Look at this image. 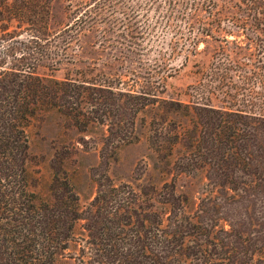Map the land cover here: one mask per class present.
<instances>
[{"label": "trees", "instance_id": "trees-1", "mask_svg": "<svg viewBox=\"0 0 264 264\" xmlns=\"http://www.w3.org/2000/svg\"><path fill=\"white\" fill-rule=\"evenodd\" d=\"M126 1L69 2L70 20L55 28L52 0H0V264H55L79 218L85 219L89 264H264V242L253 232L235 223L227 227L223 218L203 222L183 215L174 210L173 196L159 199L172 205L165 223L143 203L148 192L129 183L101 182L82 214L63 166L69 150L54 153L60 165L53 161V198L30 189L24 128L29 115L56 109L81 130L106 124L104 150L113 156L122 142L139 138L138 113L151 105L159 111L148 139L159 155L168 151L161 157L183 142L189 159L179 161V170L205 168L213 183L249 202L264 197V39L231 47L232 40L221 38L235 30L264 34V0H165L152 27L140 23L144 6L128 10ZM88 34L94 49L113 58L104 62L108 71L92 72L101 56L81 57V38ZM201 34L225 42L214 52L209 73L218 82L187 102L162 97L164 79L177 69L171 61L178 51H196ZM44 59L80 60L86 68L75 77L44 75L36 70ZM182 107L187 120H159L160 112L174 115Z\"/></svg>", "mask_w": 264, "mask_h": 264}, {"label": "rangeland", "instance_id": "rangeland-1", "mask_svg": "<svg viewBox=\"0 0 264 264\" xmlns=\"http://www.w3.org/2000/svg\"><path fill=\"white\" fill-rule=\"evenodd\" d=\"M160 1L127 0L126 7L130 10L133 4L141 3L144 9L140 23L146 27H152L160 11L157 7L163 11L167 7L165 0L159 3ZM69 2L75 4L78 0H52V21L55 28L62 27L70 20ZM158 3L159 6H157ZM115 14L118 15L119 12L116 11ZM216 36L217 34L214 36L201 34L196 51L177 52L171 61L177 69L164 79V87L162 91H159L162 97L187 102L193 99L197 90L199 92L218 82L213 80L209 73L213 65L214 52L225 42ZM170 37L168 32L164 34L165 40ZM225 37L232 40L229 43L232 47L237 44L244 45L252 39L260 42L264 39V34L235 30L221 33V38ZM93 38L92 34L82 36L81 42L84 48L80 50L81 57L88 60L92 56H101L96 63L97 68L92 72L95 74L101 73L103 70L108 71V66L104 62L112 63L113 58L111 59L110 54H107L106 51H98L97 47L94 49L90 45ZM186 53H189L187 58L185 57ZM130 54H132L133 60H138L137 53L130 51ZM74 61L64 59L52 64L50 59H44L38 64L36 70L41 74L59 78L79 76L80 71L86 67L80 60ZM114 63L117 64V62ZM127 63L130 65V60ZM124 78L128 79V76H124ZM215 101L219 102L217 99ZM156 111H159L158 108H153L151 105L142 109L138 113L136 124V133L139 138L122 142L116 153L113 156H108L104 150L108 149L104 144L105 136L108 134L106 124L93 122L88 129L81 130L68 124L65 116L56 109L37 110L29 115L24 122L30 142L27 159L30 189L42 198L52 199L54 153L57 149L69 150V155L64 159L63 166L67 170L75 191L79 194L82 214L85 213L87 206L97 194L101 182L111 181L116 185L129 183L138 192L142 193L143 190L148 192V195L142 194L143 203L148 207V210L158 211L165 223L171 216L172 205L159 199L173 196L172 198L176 200L174 210L180 209L181 214L191 216L195 220L201 219L203 222H212L223 218L221 223L227 227H230V223H235L238 227L253 232V237L259 244L264 242V197H255L249 202L248 198L237 196L232 190L213 183L208 178L205 168L196 167L190 171L179 170L177 168L179 161L182 159V162H187L189 159L184 157L189 151L183 142L176 143L173 153L167 158L161 157L168 151L159 155L148 139L149 124ZM185 111L182 107L179 113L174 115L168 114L167 111L160 112L163 116L159 120L161 122L165 119L169 121L171 118L187 120L184 115ZM114 139L116 140V137ZM59 159L57 158L55 162L58 165H60ZM166 184L168 186H165ZM84 223V218L77 220L75 236L70 241L69 247L57 254L55 264H89L87 261L90 258V252ZM81 246L86 248L84 255L81 254ZM80 257H83L86 262L83 263Z\"/></svg>", "mask_w": 264, "mask_h": 264}]
</instances>
